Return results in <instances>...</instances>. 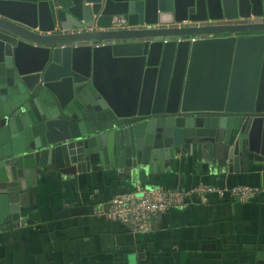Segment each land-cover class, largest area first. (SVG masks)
I'll list each match as a JSON object with an SVG mask.
<instances>
[{"label":"water","instance_id":"obj_1","mask_svg":"<svg viewBox=\"0 0 264 264\" xmlns=\"http://www.w3.org/2000/svg\"><path fill=\"white\" fill-rule=\"evenodd\" d=\"M116 17L129 29L107 30ZM255 18L264 0H0V233L50 168L73 175L92 160L163 173L206 139L231 171L264 165ZM215 50L221 85L196 90L200 55Z\"/></svg>","mask_w":264,"mask_h":264},{"label":"crops","instance_id":"obj_2","mask_svg":"<svg viewBox=\"0 0 264 264\" xmlns=\"http://www.w3.org/2000/svg\"><path fill=\"white\" fill-rule=\"evenodd\" d=\"M202 53L196 90H216L224 77L223 54ZM193 71L194 66L188 82ZM202 95L198 91L196 98ZM231 166L224 147L206 139L181 148L163 173L92 160L85 172L73 175L50 168L26 192L27 206L21 207L16 223L0 233V264H264V165L232 171ZM201 185L263 192L243 204L227 195L193 198L158 216L146 233L91 212L137 188L182 191Z\"/></svg>","mask_w":264,"mask_h":264},{"label":"built area","instance_id":"obj_3","mask_svg":"<svg viewBox=\"0 0 264 264\" xmlns=\"http://www.w3.org/2000/svg\"><path fill=\"white\" fill-rule=\"evenodd\" d=\"M252 20L253 17L251 18ZM256 22H264V18H255ZM185 24V23H184ZM129 29L122 17L113 18L107 30ZM197 38H192L191 42ZM263 192L261 188L248 186H234L223 190L209 186H197L189 190L167 191L160 188L140 189L131 193L114 196L111 200L100 203L92 208V215L111 222H120L129 226L134 232L146 233L150 231L151 223L160 215L172 209H180L187 200L193 198L202 201L207 195L223 198L227 195L238 203H247Z\"/></svg>","mask_w":264,"mask_h":264}]
</instances>
